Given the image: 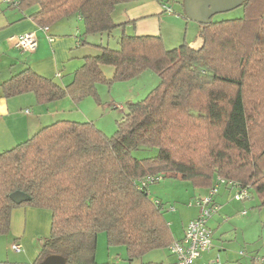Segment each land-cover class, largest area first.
Here are the masks:
<instances>
[{
	"label": "trees",
	"instance_id": "obj_1",
	"mask_svg": "<svg viewBox=\"0 0 264 264\" xmlns=\"http://www.w3.org/2000/svg\"><path fill=\"white\" fill-rule=\"evenodd\" d=\"M134 1L9 4L23 11L38 6L33 18L43 27L80 15L86 34L97 35L134 26L114 21L117 6ZM243 7V19L200 24V51L189 44L167 51L157 35L124 34L119 50L98 47L97 55L86 57L67 87L32 69L5 82L6 98L34 93L46 104L96 96L98 84L110 83L105 66L114 68L113 82L133 80L146 70L161 79L147 98L128 104L112 137L92 122L60 120L0 152V236L10 232L14 209L32 206L52 212L41 262L52 256L66 264L93 260L102 232L110 247H126L130 261L168 249L179 241L162 202L140 184L148 177L179 178L202 190L221 178V188L249 191V198L238 202L255 200L264 208V0H247ZM141 148L157 149L158 155L138 159L133 154ZM17 191L31 201L15 204L10 196Z\"/></svg>",
	"mask_w": 264,
	"mask_h": 264
},
{
	"label": "crops",
	"instance_id": "obj_2",
	"mask_svg": "<svg viewBox=\"0 0 264 264\" xmlns=\"http://www.w3.org/2000/svg\"><path fill=\"white\" fill-rule=\"evenodd\" d=\"M163 3L161 0L126 3V7L122 9L124 12L119 14V22L115 18L114 21L117 24L135 22L137 35H158L157 26L162 23L158 16L164 13ZM38 10V6H33L23 11L11 6L6 0H0V151L14 148L57 121H82L63 109L73 106L69 97L45 104L39 103L34 93L9 99L3 95V84L26 69H32L59 87H67L72 82L74 73L85 63V58L94 55L92 45L84 37L85 27L80 15L62 19L45 31L33 18ZM132 27L133 25L127 26L125 32ZM33 32L38 40L37 49L34 52H22L16 47L15 37ZM71 117L76 120H71ZM150 189L151 186L149 193ZM209 190L197 188L193 197L207 195ZM231 197V192L223 187L214 198L221 210L209 221L213 230V247L199 258L200 263H207L216 256L221 257L223 264H255L259 257L264 258V246L249 247L250 242L255 240L245 235L248 229L255 231L259 228L256 223H262L264 227V221L258 215L253 218L249 216V212H245L250 208L248 203L242 206L229 202ZM255 204L257 205L256 201ZM194 210L191 215L193 218L189 217L182 226H177V233L173 231L174 223H169L176 241L183 240L188 224L199 216V210ZM260 210L263 211L264 208ZM51 224L50 210L32 206L14 209L10 232L0 236V264H61L51 262L49 259L53 256L41 262L42 246L44 240L50 237ZM238 236L241 241H238ZM262 237L264 228L262 235L257 238L263 239ZM16 244L21 246L19 252L14 250ZM163 251L166 253L158 264H173L176 255L171 248ZM96 261L95 254L93 260L88 258L80 264H96Z\"/></svg>",
	"mask_w": 264,
	"mask_h": 264
},
{
	"label": "rangeland",
	"instance_id": "obj_3",
	"mask_svg": "<svg viewBox=\"0 0 264 264\" xmlns=\"http://www.w3.org/2000/svg\"><path fill=\"white\" fill-rule=\"evenodd\" d=\"M163 5L172 9V13L164 12L158 17L161 18L162 23L158 24L159 36L162 39L163 45L167 51L175 50L183 45H191L198 41L201 37V26L197 22L189 20L185 15L184 0H161ZM126 4V3H125ZM125 4L117 6L114 12V18L119 22V14H122V10ZM245 16L244 7H239L232 11L216 14L212 18L213 23H220L226 21H234L243 19ZM82 23H85L82 20ZM128 26V25H127ZM137 29L133 26L129 31L121 27L115 29L111 34H95L88 35L84 30V37L88 39V42L92 45V51L94 55L98 54V47H106L111 50L120 49V39L125 35H135ZM103 72L110 83H100L96 86L97 95L88 96L80 101H74L70 96V100L73 106L69 108H63L67 114H72L79 118L80 122H92L95 126L102 131L108 137H112L118 130V123H120L128 112L129 103H137L149 96V94L160 85L161 79L153 70H146L137 78L126 82H113L115 70L113 67L105 66ZM55 109V106H53ZM71 120H76L71 117ZM79 122V121H77ZM258 143V142H257ZM260 144V143H258ZM17 146V145H15ZM10 150V149H9ZM7 151V149H5ZM3 152V151H0ZM138 159H145L155 157L158 155L157 149H139L133 154ZM219 192L222 188L219 187ZM197 187L189 181H185L179 178L164 177L162 181H159L151 186L149 197L153 200L161 201L163 204V211L167 221L173 224V231L177 233V226H182L186 220L191 217L194 209L190 205L194 203L195 199L200 196L193 197ZM231 192V198L229 202L239 203L240 205H248L250 208L248 211L250 217L258 215L259 219L264 221V210L261 211L256 207L255 201L235 202V195L237 191L229 190ZM209 194V193H208ZM207 194V195H208ZM219 194V193H218ZM203 196H206L203 195ZM235 200V201H234ZM188 217V218H187ZM257 222V221H255ZM259 228L255 231L248 229L245 235L255 242H250V246L259 247L264 246L263 239L257 237L262 235L263 225L262 223H256ZM241 236V235H240ZM245 239V238H244ZM107 236L104 232L100 233L97 238L96 245V264H133L130 261L127 253V249L124 246H112L108 245ZM213 241V240H212ZM238 241L240 237L238 236ZM213 247V244H212ZM245 248V247H243ZM161 251V252H160ZM160 252V254H159ZM163 250H157L150 252L139 259H134V264H158L160 259L164 255ZM261 263L264 264V258L259 257ZM137 261V262H136ZM219 261L223 264L221 257L216 256L207 261ZM256 264V262H255Z\"/></svg>",
	"mask_w": 264,
	"mask_h": 264
},
{
	"label": "built area",
	"instance_id": "obj_4",
	"mask_svg": "<svg viewBox=\"0 0 264 264\" xmlns=\"http://www.w3.org/2000/svg\"><path fill=\"white\" fill-rule=\"evenodd\" d=\"M10 3V0H6ZM163 10L172 13V9L163 6ZM45 31H48V27H43ZM16 47L22 52H34L38 46V40L36 33H26L15 37ZM162 181L161 177H148L140 184L142 187H150L156 182ZM225 180L219 178V183L214 186L208 195L201 196L195 199L194 203L190 206H195L199 209V216L196 220L190 222L187 226L184 239L179 242H175L170 248L172 253L176 255V261L173 264H221L219 261H209L208 263L198 262L199 258L204 253L209 252L212 249V237L213 230L208 225L209 221L214 215L218 214L221 210L219 204L215 203L214 198L219 193V186L224 184ZM230 185H235L233 182ZM249 198V191L243 190L237 192L235 200L241 201ZM21 246L16 244L14 250L19 252ZM261 259L256 260V264H262Z\"/></svg>",
	"mask_w": 264,
	"mask_h": 264
},
{
	"label": "water",
	"instance_id": "obj_5",
	"mask_svg": "<svg viewBox=\"0 0 264 264\" xmlns=\"http://www.w3.org/2000/svg\"><path fill=\"white\" fill-rule=\"evenodd\" d=\"M247 0H184V9L186 17L198 24L208 25L212 22V18L219 13L232 11L242 7ZM203 39L200 37L198 41L191 44L190 47L195 51H200L203 47ZM12 201L21 205L31 201V197L24 192H14L11 194ZM51 262H60L66 264L62 257L53 256L49 259ZM47 264V263H44Z\"/></svg>",
	"mask_w": 264,
	"mask_h": 264
}]
</instances>
